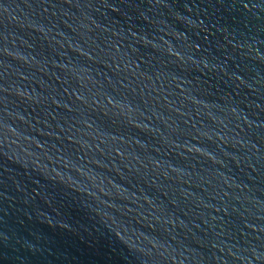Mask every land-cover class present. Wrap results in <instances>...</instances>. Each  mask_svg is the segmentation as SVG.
Segmentation results:
<instances>
[{"label": "water", "instance_id": "95a60500", "mask_svg": "<svg viewBox=\"0 0 264 264\" xmlns=\"http://www.w3.org/2000/svg\"><path fill=\"white\" fill-rule=\"evenodd\" d=\"M0 264H264V0H0Z\"/></svg>", "mask_w": 264, "mask_h": 264}]
</instances>
